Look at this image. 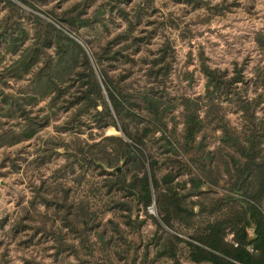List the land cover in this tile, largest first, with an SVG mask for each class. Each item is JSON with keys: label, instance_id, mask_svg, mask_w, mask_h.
Listing matches in <instances>:
<instances>
[{"label": "trees", "instance_id": "1", "mask_svg": "<svg viewBox=\"0 0 264 264\" xmlns=\"http://www.w3.org/2000/svg\"><path fill=\"white\" fill-rule=\"evenodd\" d=\"M23 5L38 10L33 0H0V148L31 149L0 164L41 173L15 215H0L22 264H43L24 250L39 244L51 264H264V30L253 37L263 61L250 77L245 62L229 72L198 51L203 92L171 95L168 39L154 58H135L157 27L191 35L172 12L149 18L163 0H80L48 12L54 22ZM83 28L95 47L77 40ZM136 63L140 85L129 80ZM109 127L121 135L102 134ZM0 256L9 264L6 249Z\"/></svg>", "mask_w": 264, "mask_h": 264}, {"label": "rangeland", "instance_id": "2", "mask_svg": "<svg viewBox=\"0 0 264 264\" xmlns=\"http://www.w3.org/2000/svg\"><path fill=\"white\" fill-rule=\"evenodd\" d=\"M78 1L80 0H33L38 10H32L34 13H38L54 22L48 12L52 10L60 14ZM224 1L229 7L224 8L223 14H215L207 11L205 2L214 5L221 3L222 0H192L188 3L163 0L164 5H161V10L149 17L153 19L155 16L160 21L162 20V12L169 11L172 12L173 17L183 28L189 27L191 29L190 37L181 38L180 30L176 27H157L156 33L150 39V43L143 45L142 50L135 56L136 59L140 56L148 59L154 58V56L158 55L161 45L168 39L172 51L168 50L165 58L170 62L171 66L166 85L171 95L175 94V89L185 95H199L203 92L204 76L198 69V51L203 52L209 66L227 69L229 72L235 62L238 64L245 62L243 72L246 77H250L253 67L263 61L253 37L257 31L264 30V0ZM157 2L160 4L161 0H157ZM23 7L31 10L26 5H23ZM92 8L88 7L87 12L90 13ZM2 14L3 11L0 10V16ZM204 17H207L204 21L194 23L197 18ZM95 34L89 29L83 28L77 32L76 36L77 40H82L83 42L87 39L93 40V45H87L95 47L97 45L96 42L99 40V38L96 40ZM124 67H127V65ZM138 67L139 64L136 63L129 79L135 85L145 82L144 75ZM186 71H193L191 82H188L184 77ZM118 72H120V69L110 68L111 75L114 76ZM237 116L234 112L228 113V117L233 124L238 122ZM112 127L105 129L102 134L110 136L121 135L120 130L116 131ZM27 144L28 141H23L16 145L1 147L0 163L6 156L19 155L29 158L31 149ZM61 163L62 160H58L48 164L42 168L41 176L44 178L48 177L51 170ZM40 174L39 170L29 168L26 165H22V170L18 172L0 164V215L8 214L10 218L15 215L19 207L17 205L18 202L25 203L31 196L30 182L37 183ZM85 188H87V185L84 183L80 190ZM149 213L155 215L153 207ZM152 229L153 225L148 222L143 229V235H148ZM4 249H6V258L9 264H22L19 257L20 251L16 244L11 240L4 239L3 233L0 231V255ZM24 250L26 253L34 254L43 264H51V257L43 254L41 244L30 245L25 247ZM52 264H74V260L73 258H67L64 262H54Z\"/></svg>", "mask_w": 264, "mask_h": 264}, {"label": "built area", "instance_id": "3", "mask_svg": "<svg viewBox=\"0 0 264 264\" xmlns=\"http://www.w3.org/2000/svg\"><path fill=\"white\" fill-rule=\"evenodd\" d=\"M148 209H149V211H152V207H149Z\"/></svg>", "mask_w": 264, "mask_h": 264}]
</instances>
